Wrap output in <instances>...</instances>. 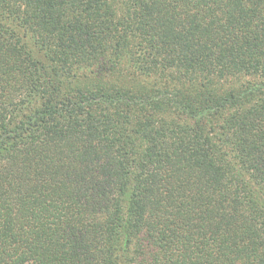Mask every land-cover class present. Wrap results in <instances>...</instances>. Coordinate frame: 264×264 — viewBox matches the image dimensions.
<instances>
[{"label":"trees","instance_id":"1","mask_svg":"<svg viewBox=\"0 0 264 264\" xmlns=\"http://www.w3.org/2000/svg\"><path fill=\"white\" fill-rule=\"evenodd\" d=\"M0 264H264V0H0Z\"/></svg>","mask_w":264,"mask_h":264}]
</instances>
